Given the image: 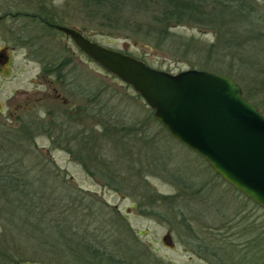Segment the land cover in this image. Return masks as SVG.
I'll use <instances>...</instances> for the list:
<instances>
[{
	"label": "trees",
	"instance_id": "trees-1",
	"mask_svg": "<svg viewBox=\"0 0 264 264\" xmlns=\"http://www.w3.org/2000/svg\"><path fill=\"white\" fill-rule=\"evenodd\" d=\"M76 1L88 9L87 16L95 30L112 31L132 38L150 50L175 57L188 58L194 54L196 57L189 61L193 69L233 79L241 86L248 102L264 115V6L259 3L261 0ZM46 10L51 15L45 20L63 22L52 8ZM186 25L210 31L214 41L199 45L194 38L186 40L174 31ZM82 34L94 41L88 34ZM138 59L148 64L141 57ZM101 97H91L95 106L97 102L101 104ZM103 107L107 110L108 103ZM148 119L161 129L151 138L143 122L134 126L125 125L123 120L114 125L103 122L101 133L87 136L82 129L65 137L64 149L89 175H99L110 184L118 181L122 185H116L115 190L125 189L126 184L120 178L122 169L117 163L122 154L139 146L144 151L138 153L149 158L152 152L159 154L154 150L162 142L158 138L175 141L155 119L154 109ZM43 124L28 122L16 129L0 130V264L26 261L42 264H173L156 259L153 248L142 242V234L130 226L125 216L110 209L94 194L79 188L52 159L42 151H35L33 143L40 132L46 131L55 137L60 131L56 125L42 130ZM88 137L90 141H86ZM105 143L122 151H113L116 155L111 156V151H106L108 145L103 149ZM149 164L151 166L152 162ZM141 167L146 165L142 163ZM146 173L139 172L141 182L134 189L141 191L140 210L149 216H159L167 209L174 217L173 211L181 205L178 199L184 198L182 188L174 199L160 195L150 188ZM228 186L241 196V199L236 198L240 203L231 200L228 204L233 203L232 218L226 222L232 226L229 229L232 234H217L209 229L208 235L200 237V232L188 225L190 228L186 231L190 241L185 245L193 247L210 264H264V209ZM199 192L200 189L195 193ZM232 236L241 239L243 244L234 242Z\"/></svg>",
	"mask_w": 264,
	"mask_h": 264
},
{
	"label": "rangeland",
	"instance_id": "rangeland-1",
	"mask_svg": "<svg viewBox=\"0 0 264 264\" xmlns=\"http://www.w3.org/2000/svg\"><path fill=\"white\" fill-rule=\"evenodd\" d=\"M37 2L52 5V10L56 11V15L59 16L60 20L88 34L100 45L132 54L138 58L141 57L149 66L155 69L174 74L193 69L189 61L192 57H196L194 54L192 57L191 55L188 56V58L183 55L175 57L170 54L159 53L153 49L150 50L142 43L132 38L117 35L112 31L95 30L94 24L91 23L89 16H87L88 9L76 0H1L0 14L26 12L30 10V7L26 4H38ZM259 3L264 6V0ZM24 23L25 19L21 17L15 18L14 16L3 19L0 22V49L7 54H9V50L13 49L12 54L14 56L12 76L7 79L0 78V116H5L9 113L15 115L18 112L17 115L25 117L26 114L30 113L28 118H36L37 110H39L40 118L47 119L49 118L47 112H53V114L57 115L56 119L58 122L50 124L45 122L41 129L49 130L53 125H56L60 131L55 137L49 136L46 131L40 132L41 134H38L37 139L33 143L35 151H42L47 157L52 159L58 167L67 172L71 181L79 188L88 194H94L104 201L110 209H115L120 215L125 216L130 226L136 232L142 234V242L153 248L156 259H164L173 264H210L209 260L198 254L193 247L185 245L188 240L190 241L186 229L190 226L195 232H200V237L208 235L211 232L209 229H212L213 233L231 235L232 232L229 229L232 226H229L226 222L232 218L233 210L231 207L233 203H235L236 198L241 196L222 181L214 170L194 152L181 145L177 140L173 142L162 139V137L158 138L162 141L158 149H154L159 154L156 155L152 152L149 155L150 157L147 158L138 153V151H144V149L136 146L129 150L126 155L122 154L121 161H117L119 163L118 167L122 169L120 178L126 184L124 186L125 189L115 190L116 185H122L118 181L110 184L99 175H89L83 166L74 161L72 156L64 149L66 144L65 137L69 138L73 136V132L76 133L77 130L82 129L86 131L87 136H90V133H101L103 130L101 123L112 122L114 125L122 120L126 123L125 125L132 126L143 122L150 138L161 129L156 123L148 122L151 108L131 86L108 73L90 58H87L84 53L76 48L77 46L74 45L71 39L69 40L63 34L54 31L50 33L51 36L47 42L49 41V45L52 46L51 49L56 54L63 56L69 48L76 52L75 71L77 80H79V84L82 87H77V97L71 105L70 111L64 114L63 101H57L55 96L48 98L45 102L39 101L37 103L38 107L35 108L34 112L28 110L27 113V109H34L35 98L25 106H20L15 102L9 104L7 99L12 97L15 91H25L30 94L37 91L41 92L47 88V82L45 88L32 82L36 80V70L34 71L31 63L25 60L29 54L28 45L18 39L20 37L18 29ZM174 31L186 38V40L194 38L196 40L195 43L199 45L214 41V36L210 31H202V29L189 25L181 26ZM100 95L102 96L100 99L102 100L101 104L97 102V106H95L96 102H92L91 97H100ZM23 98L20 97V99ZM106 102L110 107L107 110L103 107ZM99 108L102 109L100 110ZM20 124L22 123H0V130L5 132L9 127L16 129ZM137 126L140 127L141 125ZM86 141H89V137ZM102 143H104V140ZM106 145L108 144H103V149L104 147L106 148ZM126 147L130 148L129 145ZM106 151H111L109 155L115 156L116 154H112V152L122 151V149L112 148L109 144ZM150 162H152L151 166ZM142 163L146 167H141ZM130 166L132 167L130 168ZM142 171L147 172L145 179L150 188L156 193L173 197L174 199L178 192H184L182 193L184 198L178 199L181 205L176 209L174 208V217L171 216L172 213H169L167 209H163L159 216H149L140 210L141 191L134 189L141 182V174L139 172ZM170 176L175 179H171ZM199 189L200 192L196 194L195 192ZM231 200L233 203L228 206ZM236 201L239 202L238 200ZM259 214H262V212ZM232 237L237 244H243L241 239L239 240L235 236Z\"/></svg>",
	"mask_w": 264,
	"mask_h": 264
},
{
	"label": "water",
	"instance_id": "water-1",
	"mask_svg": "<svg viewBox=\"0 0 264 264\" xmlns=\"http://www.w3.org/2000/svg\"><path fill=\"white\" fill-rule=\"evenodd\" d=\"M54 28L87 58L131 86L175 140L264 209V115L248 102L236 81L199 69L176 74L158 70L92 41L78 29Z\"/></svg>",
	"mask_w": 264,
	"mask_h": 264
},
{
	"label": "flooded vegetation",
	"instance_id": "flooded-vegetation-1",
	"mask_svg": "<svg viewBox=\"0 0 264 264\" xmlns=\"http://www.w3.org/2000/svg\"><path fill=\"white\" fill-rule=\"evenodd\" d=\"M26 5L30 7V10L26 11L29 13L21 12L13 14L9 12L0 14V22H2L3 19H6L8 17L11 18L12 16H14L15 18L21 17L25 19V23L23 25H20V28L18 29V33H20V37H18V39L22 40L28 45L27 49L29 50V54L25 58V60L31 63L32 69L34 71L36 70V80L32 82L43 88H45L47 82V88H45V90L41 92L37 91L36 93L34 92L30 94H27L25 91H15L12 97H9L7 99V102L9 104L15 102L20 106H25L28 105L27 103H31L33 101L32 99L35 98L36 104L34 106V109H27L28 113V110L30 112H34V110H36L35 108L38 107L37 103L39 101L45 102V100H47L48 98H52L53 96H55L57 101H63V106L65 107L64 114H66L70 111L71 105L75 102V99L77 97V87H82L81 84H79V80H77V74L75 71L76 52L72 48H69V50L63 56L56 54L51 49L52 46L49 45V41L47 42V40L51 36L50 33H52L53 31L63 34L65 38L70 40L71 38H69L65 33L57 30L54 27L55 25L69 28L73 27L69 26L64 21H59L58 19L57 23H51L45 20V17H47V15H51V13H49V11L46 9H53L52 5L40 3ZM12 50L13 49L9 50V54H7L0 49V78L7 79L12 76L14 70V56L12 54ZM20 97L24 98L20 99ZM37 111L36 118H28L30 113H28V115L26 114L25 117L17 115L18 112L15 113V115H11L9 113L8 115L0 116V123L27 124L28 122H46L48 124L57 121V115L53 114V112L48 111L47 115L49 118L43 119L40 118V111Z\"/></svg>",
	"mask_w": 264,
	"mask_h": 264
}]
</instances>
